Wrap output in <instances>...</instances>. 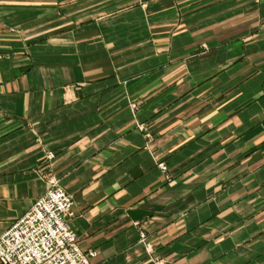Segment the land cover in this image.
Instances as JSON below:
<instances>
[{
	"label": "crops",
	"instance_id": "0c3cea01",
	"mask_svg": "<svg viewBox=\"0 0 264 264\" xmlns=\"http://www.w3.org/2000/svg\"><path fill=\"white\" fill-rule=\"evenodd\" d=\"M52 182L91 264H264V0H0V234Z\"/></svg>",
	"mask_w": 264,
	"mask_h": 264
},
{
	"label": "built area",
	"instance_id": "2783aa9c",
	"mask_svg": "<svg viewBox=\"0 0 264 264\" xmlns=\"http://www.w3.org/2000/svg\"><path fill=\"white\" fill-rule=\"evenodd\" d=\"M53 157L51 152L47 158ZM161 172L166 165L159 162ZM73 201L55 182L0 234V264H91L94 250H83L69 225ZM140 240L145 241L144 233ZM157 264H163L157 262Z\"/></svg>",
	"mask_w": 264,
	"mask_h": 264
}]
</instances>
